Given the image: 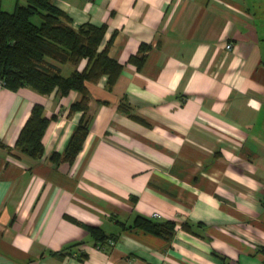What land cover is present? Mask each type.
I'll return each mask as SVG.
<instances>
[{"label": "crops", "instance_id": "obj_1", "mask_svg": "<svg viewBox=\"0 0 264 264\" xmlns=\"http://www.w3.org/2000/svg\"><path fill=\"white\" fill-rule=\"evenodd\" d=\"M52 2L73 26L114 31L123 67L111 89L86 82L88 132L71 163L50 154L81 116L68 113L79 93L0 84L4 143L32 104L57 115L40 157L0 146V264H263L264 0ZM141 43L137 68L126 60ZM137 215L173 220V236L131 225Z\"/></svg>", "mask_w": 264, "mask_h": 264}, {"label": "trees", "instance_id": "obj_2", "mask_svg": "<svg viewBox=\"0 0 264 264\" xmlns=\"http://www.w3.org/2000/svg\"><path fill=\"white\" fill-rule=\"evenodd\" d=\"M106 29L105 23L83 22L73 26L71 17L52 0H15L10 9L0 5V84L12 90L28 86L39 93L56 90L66 95L74 90L80 95L69 104L68 113L80 110L81 116L63 153L50 154L53 160L60 158L71 163L82 148L88 132L90 94L86 82H96L105 76V87L111 89L122 70L123 62L109 52L115 32L105 40ZM148 48L141 43L126 61L140 67ZM60 64H68L69 72L63 73ZM121 107L127 108L124 104ZM56 117L55 113L45 116L42 104H32L13 145L0 140V146L8 151L15 148L33 158L40 157L43 133L49 121ZM131 225L167 239L175 231L173 220H154L143 215H137ZM181 226L200 235L198 228L203 223L185 220ZM92 230L98 231L95 227ZM103 236L100 233V238Z\"/></svg>", "mask_w": 264, "mask_h": 264}, {"label": "built area", "instance_id": "obj_3", "mask_svg": "<svg viewBox=\"0 0 264 264\" xmlns=\"http://www.w3.org/2000/svg\"><path fill=\"white\" fill-rule=\"evenodd\" d=\"M230 46H231V44H230V43H227V44H226V47H230ZM263 264H264V263H263Z\"/></svg>", "mask_w": 264, "mask_h": 264}, {"label": "rangeland", "instance_id": "obj_4", "mask_svg": "<svg viewBox=\"0 0 264 264\" xmlns=\"http://www.w3.org/2000/svg\"><path fill=\"white\" fill-rule=\"evenodd\" d=\"M65 66H68V64H66ZM66 71V70H65ZM65 71H63V73H66Z\"/></svg>", "mask_w": 264, "mask_h": 264}]
</instances>
